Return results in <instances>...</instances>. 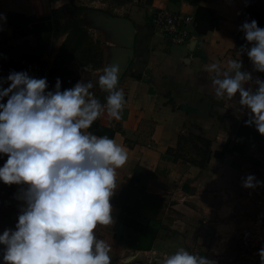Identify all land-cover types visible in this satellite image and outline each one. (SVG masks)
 Segmentation results:
<instances>
[{
  "label": "crops",
  "instance_id": "crops-1",
  "mask_svg": "<svg viewBox=\"0 0 264 264\" xmlns=\"http://www.w3.org/2000/svg\"><path fill=\"white\" fill-rule=\"evenodd\" d=\"M70 4L71 0H0V15L6 17V23L0 22V80L6 81L13 71L35 78L49 75L66 34H44L54 29L52 12ZM161 9L194 19L202 9L197 13L200 23L211 21L214 27L199 34L193 24L187 28L189 41L174 45L151 25L153 13ZM113 11L108 15L88 9L78 16L98 43L100 66L67 64L78 75L77 82L91 79L90 91L102 104L107 93L99 88L98 78L105 66L118 65V88L125 94L119 121L105 114L88 130L115 139L128 154L117 170V188L110 201L114 223L98 226L97 236L111 246V264H122L126 257L133 258L130 264H162L180 248L217 264H232V200L244 167L240 156L245 137L256 128L245 124L249 116L243 109L237 110L238 93L232 101L215 97L206 66L238 58L246 40L240 26L255 19L264 28V0H152L150 4L132 0ZM240 59L253 81L264 80V73L254 70L248 56ZM180 136L210 142L203 166L193 163L201 160L197 150H204L203 145L186 141L177 150ZM19 191L20 186L0 182L4 224L11 211L19 215ZM258 252L244 251V261L237 264L249 259L260 264Z\"/></svg>",
  "mask_w": 264,
  "mask_h": 264
},
{
  "label": "clouds",
  "instance_id": "clouds-1",
  "mask_svg": "<svg viewBox=\"0 0 264 264\" xmlns=\"http://www.w3.org/2000/svg\"><path fill=\"white\" fill-rule=\"evenodd\" d=\"M0 22L6 23V17L0 15ZM240 31L251 44L247 56L254 70L264 73V28L253 19ZM237 56L206 66L212 90L217 99L228 101L238 93L237 110L249 116L245 124L264 136V80L253 81L243 70L241 52ZM118 76V65L103 68L98 78L99 88L107 93L103 104L90 91L91 79L63 91L59 78L49 91L46 78L25 71H13L6 81L0 80V156L7 155L0 182L20 186L16 199L22 202L15 229L0 234L3 264H111V246L97 231L98 226L114 223L110 201L117 170L128 154L115 139L88 130L102 115L121 119L126 100ZM261 183L248 175L242 186L251 190ZM258 255L264 264V247ZM132 259L126 257L122 264ZM162 264L217 262L180 248Z\"/></svg>",
  "mask_w": 264,
  "mask_h": 264
},
{
  "label": "rangeland",
  "instance_id": "rangeland-1",
  "mask_svg": "<svg viewBox=\"0 0 264 264\" xmlns=\"http://www.w3.org/2000/svg\"><path fill=\"white\" fill-rule=\"evenodd\" d=\"M128 1L132 0H72V3L75 6H85L91 11L96 10L113 15L115 13L114 8L123 6ZM136 3L139 4L140 0H136ZM66 12L61 15L56 23L57 33H63L66 22L72 18V15ZM249 135L250 133L245 137V145L240 156L244 167L242 176L235 188L234 199L232 200L234 209L230 214V220L235 225L232 236L235 248L231 255L233 259L229 261L232 264L244 261L241 259L244 251L252 252L264 247V136H261L257 130ZM189 146L190 143H186L188 154H190ZM248 175H254L257 180L262 182L261 185L255 189H245L242 186V181ZM5 220L8 226L0 219V234L6 229H15L18 215L11 211ZM3 248L4 246L0 245V256L3 255ZM245 262L253 264L257 261L249 259Z\"/></svg>",
  "mask_w": 264,
  "mask_h": 264
},
{
  "label": "trees",
  "instance_id": "trees-1",
  "mask_svg": "<svg viewBox=\"0 0 264 264\" xmlns=\"http://www.w3.org/2000/svg\"><path fill=\"white\" fill-rule=\"evenodd\" d=\"M151 2L152 0H146L147 4H150ZM84 10H88V8L84 6H75L71 0V4L69 7H62L52 12L54 29L52 32L44 34V36L56 34V23L61 18V15H63V13H65L66 11V13H70L72 15V18H70L66 22V27L64 30L66 39L63 42L62 47L59 50V53L53 63V68L49 72V75L46 77L48 82L47 90L49 91L54 90L57 78H59L61 81V91L73 87L78 81V75L69 70V68L67 67L68 62L76 61L83 67H98L101 64V51L98 47V43L91 40L88 30L86 29L83 21L78 18V16ZM198 11L202 12L203 10L198 9L197 13ZM197 13L195 15L196 18L194 19V26L197 33L203 34L206 32V30L212 29L214 27L213 25H211V21L200 23ZM210 13L213 14L212 12ZM219 21V18H216L214 22L215 24H217ZM202 25H204L203 28L201 27ZM37 36L39 35L36 34L35 37ZM186 141H190L192 144L194 142H199L203 145V147L205 148L204 150H197V154L200 155L201 160L193 161V163L197 164V166H203L204 160L209 150L210 142L196 136H180L177 150L182 149V144ZM194 148H196V145H194ZM171 152L172 151H168L169 154ZM6 158L7 155L0 156V161L2 163H5Z\"/></svg>",
  "mask_w": 264,
  "mask_h": 264
},
{
  "label": "built area",
  "instance_id": "built-area-1",
  "mask_svg": "<svg viewBox=\"0 0 264 264\" xmlns=\"http://www.w3.org/2000/svg\"><path fill=\"white\" fill-rule=\"evenodd\" d=\"M193 24L194 18L192 16L174 14L166 9L154 12L151 17V25L155 29L162 31L167 36L168 40L174 45H183L189 41L190 36L187 28L193 26ZM242 46L244 50H240V57L246 58L247 49H250L251 44L245 40L242 43Z\"/></svg>",
  "mask_w": 264,
  "mask_h": 264
},
{
  "label": "water",
  "instance_id": "water-1",
  "mask_svg": "<svg viewBox=\"0 0 264 264\" xmlns=\"http://www.w3.org/2000/svg\"><path fill=\"white\" fill-rule=\"evenodd\" d=\"M0 264H3L2 256H0Z\"/></svg>",
  "mask_w": 264,
  "mask_h": 264
}]
</instances>
